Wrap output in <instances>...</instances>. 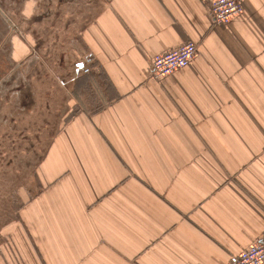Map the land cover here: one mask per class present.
I'll use <instances>...</instances> for the list:
<instances>
[{
    "label": "crops",
    "instance_id": "0c3cea01",
    "mask_svg": "<svg viewBox=\"0 0 264 264\" xmlns=\"http://www.w3.org/2000/svg\"><path fill=\"white\" fill-rule=\"evenodd\" d=\"M80 1L61 0V20L80 10L67 110L0 264H231L264 237V0L229 26L215 0ZM190 43L188 68L153 78Z\"/></svg>",
    "mask_w": 264,
    "mask_h": 264
},
{
    "label": "rangeland",
    "instance_id": "374dc122",
    "mask_svg": "<svg viewBox=\"0 0 264 264\" xmlns=\"http://www.w3.org/2000/svg\"><path fill=\"white\" fill-rule=\"evenodd\" d=\"M0 8L1 247L18 207L36 193L37 167L67 110L62 57L66 54L73 64L76 37L69 31L72 24H63L72 23L80 10L72 6L63 21L61 0H0ZM12 41L26 47L17 63L10 57Z\"/></svg>",
    "mask_w": 264,
    "mask_h": 264
},
{
    "label": "built area",
    "instance_id": "2783aa9c",
    "mask_svg": "<svg viewBox=\"0 0 264 264\" xmlns=\"http://www.w3.org/2000/svg\"><path fill=\"white\" fill-rule=\"evenodd\" d=\"M243 11L241 0H215L210 6V16L216 25L229 26ZM198 54L195 44L162 55L151 61L152 76L163 80L175 72L186 69ZM88 73V71H87ZM231 264H264V237L254 246L241 253Z\"/></svg>",
    "mask_w": 264,
    "mask_h": 264
}]
</instances>
